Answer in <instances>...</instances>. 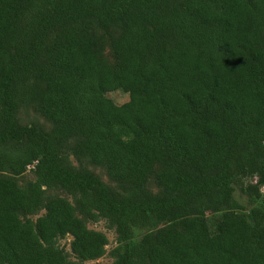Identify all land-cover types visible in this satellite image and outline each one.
<instances>
[{
  "label": "trees",
  "instance_id": "16d2710c",
  "mask_svg": "<svg viewBox=\"0 0 264 264\" xmlns=\"http://www.w3.org/2000/svg\"><path fill=\"white\" fill-rule=\"evenodd\" d=\"M100 221L112 264H264V0H0V264L98 260Z\"/></svg>",
  "mask_w": 264,
  "mask_h": 264
},
{
  "label": "rangeland",
  "instance_id": "374dc122",
  "mask_svg": "<svg viewBox=\"0 0 264 264\" xmlns=\"http://www.w3.org/2000/svg\"><path fill=\"white\" fill-rule=\"evenodd\" d=\"M107 56L109 57V52L107 50L106 52ZM107 96L117 105H122L125 102L128 101L129 96L127 93H124L122 91H116L113 93H108ZM20 122L22 124H28V125H36L39 128H41L44 131H48L50 130L51 126L50 124L43 118L41 117L38 113H36L35 109L33 106H30L24 110L21 111L20 116H19ZM71 162L74 165H77V160L73 157L70 158ZM86 164V163H85ZM88 169H90L93 173H95L97 176L100 177V179L106 184L108 185L111 189H115V184L108 179L106 172L103 168L101 167H96L90 164H87ZM33 180V176L31 172H27L26 174H24L22 177L19 178L18 182L20 185H24L26 182ZM247 181H250L252 184L256 182V178L253 179H249ZM149 188L151 189V191L153 193L157 192V187L152 184V182H149ZM53 196V195H59L61 197H66V194H64L62 191L59 190H48L46 192V196ZM69 199V198H68ZM44 213V211H40L38 212V214L32 216L31 218L33 220H35L37 217L41 216ZM89 228L94 229L96 231H100L102 233H104L108 239V245H106V254L99 258L98 260L95 261H89L86 262L85 264H112L113 263V259L111 258L110 251L116 246V234L114 232V230L112 229H108L106 226V223L104 221H100L97 223H89L88 225ZM72 240L71 236H67L64 239H61L59 241V246L64 248L69 254L71 253L70 251V241ZM71 258L74 259L72 257Z\"/></svg>",
  "mask_w": 264,
  "mask_h": 264
}]
</instances>
